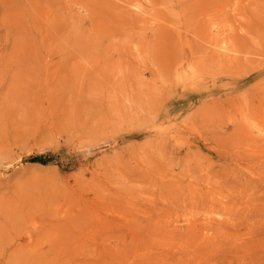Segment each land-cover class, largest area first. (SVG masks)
<instances>
[{
  "label": "rangeland",
  "instance_id": "1",
  "mask_svg": "<svg viewBox=\"0 0 264 264\" xmlns=\"http://www.w3.org/2000/svg\"><path fill=\"white\" fill-rule=\"evenodd\" d=\"M0 217V264H264V0H0Z\"/></svg>",
  "mask_w": 264,
  "mask_h": 264
},
{
  "label": "bare ground",
  "instance_id": "2",
  "mask_svg": "<svg viewBox=\"0 0 264 264\" xmlns=\"http://www.w3.org/2000/svg\"><path fill=\"white\" fill-rule=\"evenodd\" d=\"M190 46H191V45H190ZM188 47H189V46H188ZM189 48H191V47H189ZM190 50L192 51V49H190ZM183 53H184V55H187V54H188V53L185 54V52H183ZM189 54H190V52H189ZM181 55H182V54H181ZM177 56H179V55H177ZM177 56H176V57H177ZM182 56H183V55H182ZM192 56H193V55H192ZM192 56H191V57H192ZM180 57H181V56H180ZM183 57H185V56H183ZM183 57H182V58H183ZM174 58H175V56H174ZM185 58H186V57H185ZM188 59H190V58H188ZM176 60H177V59H176ZM178 60H179V59H178ZM182 60H183V62H184V59H182ZM185 60H186V59H185ZM186 61H187V60H186ZM181 62H182V61H179V62L176 63V64H180ZM187 62H188V61H187ZM189 62H190V61H189ZM193 62H194V61H193ZM174 63H175V62H174ZM191 63H192V61H191ZM182 64H183V63H182ZM182 64H181V66H182ZM185 64H186V63H185ZM183 65H184V64H183ZM171 66H175V64H174V65H171ZM181 66H180V67H181ZM176 67H179V66L176 65ZM173 68H174V67H173ZM175 69L178 70V68H175ZM170 70H171V69H170ZM170 70H169V71H170ZM171 71L173 72V70H171ZM176 72H178V71H176ZM169 73H170V72H169ZM173 73H175V72H173ZM191 75H192V73H190V75H189V74L185 75V74H182V73H180V74L178 73V78H179V80H178V81L176 80V82H177V83H182L183 81L181 82L180 80H184V79H185V80H189V79H191V78L189 77V76H191ZM194 75H195V77H196L197 74H194ZM173 76H174V75H173ZM176 76H177V75H176ZM195 77L192 76V78H194L193 80H195ZM179 81H180V82H179ZM185 83H186V82H185ZM185 83H184V84H185ZM193 83H194V82H193ZM190 84H191V83H190ZM2 223H3V222L1 221V217H0V243H1Z\"/></svg>",
  "mask_w": 264,
  "mask_h": 264
}]
</instances>
